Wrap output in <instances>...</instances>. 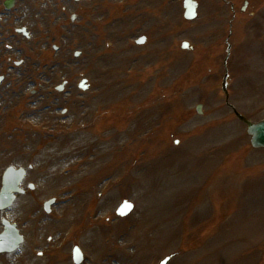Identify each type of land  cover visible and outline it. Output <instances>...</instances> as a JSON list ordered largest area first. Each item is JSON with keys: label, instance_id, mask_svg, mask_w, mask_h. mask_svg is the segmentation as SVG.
<instances>
[{"label": "rangeland", "instance_id": "1", "mask_svg": "<svg viewBox=\"0 0 264 264\" xmlns=\"http://www.w3.org/2000/svg\"><path fill=\"white\" fill-rule=\"evenodd\" d=\"M195 1L193 21L184 0L0 12V188L8 167L29 169L25 195L0 212V232L7 218L25 242L0 264H73L75 246L83 264H264V150L227 104L264 120V21L262 38L230 37L221 0Z\"/></svg>", "mask_w": 264, "mask_h": 264}, {"label": "water", "instance_id": "2", "mask_svg": "<svg viewBox=\"0 0 264 264\" xmlns=\"http://www.w3.org/2000/svg\"><path fill=\"white\" fill-rule=\"evenodd\" d=\"M79 1V0H76ZM12 3L7 4V7H12ZM186 8V15L185 17L187 19H193L196 16V5L192 3L191 1H186L185 3ZM194 13V15H193ZM85 82H82L80 87L83 90H86V87L84 86ZM242 119V118H241ZM243 120V119H242ZM249 127V134L252 135V144L254 147H264V122H261L260 124L254 125L250 122H247ZM24 171L19 170L15 171L13 169H9L5 175L4 178V187L2 190V193L0 194V209L9 207L12 202L15 199L14 192H21L19 190V184L21 180L24 178ZM54 201H50L45 205V209L47 212L50 211V206L53 204ZM131 205V208H126L125 204ZM133 209V205L125 202L119 209L118 215L120 216H126L128 215ZM6 225V231L5 234L0 236V252L5 251H13L21 242L22 238L19 236L16 228L13 226H10L9 224L5 223ZM78 249V248H76ZM75 249V250H76ZM83 256L81 252L79 251V255L76 254L74 251V261L76 264H80L82 262ZM169 259H166L162 264H166Z\"/></svg>", "mask_w": 264, "mask_h": 264}, {"label": "flooded vegetation", "instance_id": "3", "mask_svg": "<svg viewBox=\"0 0 264 264\" xmlns=\"http://www.w3.org/2000/svg\"><path fill=\"white\" fill-rule=\"evenodd\" d=\"M223 6L231 13V20L241 21L240 24L244 26V36L251 37V27H254V31L257 33H252V36L259 35L261 38L263 35L262 29L263 25L259 20L264 21V0H222ZM255 12V13H254ZM249 15L255 16L256 22L250 19L245 20V17ZM244 20V21H243ZM231 21V22H232ZM258 22V23H257Z\"/></svg>", "mask_w": 264, "mask_h": 264}, {"label": "snow or ice", "instance_id": "4", "mask_svg": "<svg viewBox=\"0 0 264 264\" xmlns=\"http://www.w3.org/2000/svg\"><path fill=\"white\" fill-rule=\"evenodd\" d=\"M193 15H194V13H193ZM143 42H144V38H141V39L138 41V43H143ZM184 46L187 47V44H185ZM125 207H126V208H131V205H128V204L126 203V204H125ZM75 252H76L77 255H79V249H76Z\"/></svg>", "mask_w": 264, "mask_h": 264}]
</instances>
